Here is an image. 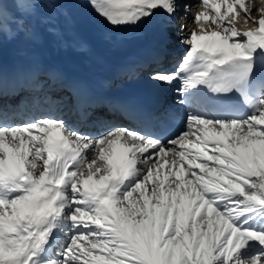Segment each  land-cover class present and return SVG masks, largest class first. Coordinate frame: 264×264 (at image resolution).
<instances>
[{"label": "snow or ice", "instance_id": "1", "mask_svg": "<svg viewBox=\"0 0 264 264\" xmlns=\"http://www.w3.org/2000/svg\"><path fill=\"white\" fill-rule=\"evenodd\" d=\"M87 2L116 31L167 19L186 53L150 79L179 85L183 115L161 118L177 121L163 134L134 113L117 125L82 112L78 128L40 86L5 106L0 66V264H264V7L200 0L189 29L182 0ZM70 3L0 0V45Z\"/></svg>", "mask_w": 264, "mask_h": 264}, {"label": "bare ground", "instance_id": "2", "mask_svg": "<svg viewBox=\"0 0 264 264\" xmlns=\"http://www.w3.org/2000/svg\"><path fill=\"white\" fill-rule=\"evenodd\" d=\"M7 2L11 4L13 0ZM42 2L49 4L50 0H42ZM186 2L191 11L186 17L184 16L185 24L192 29L195 26L192 23L194 14L203 9L200 7V0ZM12 11L15 9L10 8L9 13ZM38 12L40 14L37 20L42 25L39 31L31 37L21 34L14 39L4 35L0 45V58L12 60L32 58L46 67H57L62 62L72 63L79 69L92 65V68L100 73L108 69L107 67L113 66L116 61L128 62L131 60V54L137 53L138 56L147 47L155 46L160 39L157 36L165 39L164 35L168 33V29H171L167 27V19L163 15H157L138 27L123 31L113 30L97 16L87 0H71L70 5L65 7L44 6ZM5 26H10L9 14L0 15V29ZM172 30L170 34L176 31ZM167 40H169L168 49L175 52V55L169 56L170 61L161 62L156 70L171 72L178 66L186 49L178 43L177 35L173 39L168 37ZM167 56L168 54L164 57ZM151 73L147 75L150 76ZM163 86L169 90L167 104L169 109L177 110L183 115V110L177 105L179 85ZM44 93L42 90V96ZM39 99L41 100V97ZM71 123L78 128L81 127L75 121ZM112 123L122 125L118 120Z\"/></svg>", "mask_w": 264, "mask_h": 264}, {"label": "rangeland", "instance_id": "3", "mask_svg": "<svg viewBox=\"0 0 264 264\" xmlns=\"http://www.w3.org/2000/svg\"><path fill=\"white\" fill-rule=\"evenodd\" d=\"M254 2V5H255V8H259L260 7H264V0H253ZM195 27V26H194ZM236 27L239 29V30H246L247 28L249 27H252L251 24H245L243 22V20H239L237 23H236Z\"/></svg>", "mask_w": 264, "mask_h": 264}]
</instances>
